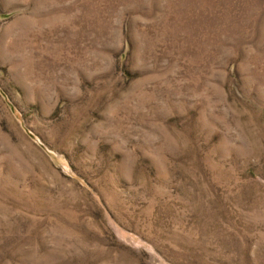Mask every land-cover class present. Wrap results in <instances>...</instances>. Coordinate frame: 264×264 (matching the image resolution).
I'll return each mask as SVG.
<instances>
[{
    "label": "rangeland",
    "instance_id": "rangeland-1",
    "mask_svg": "<svg viewBox=\"0 0 264 264\" xmlns=\"http://www.w3.org/2000/svg\"><path fill=\"white\" fill-rule=\"evenodd\" d=\"M0 264H264V0H0Z\"/></svg>",
    "mask_w": 264,
    "mask_h": 264
}]
</instances>
